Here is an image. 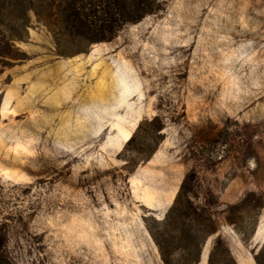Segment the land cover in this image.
Here are the masks:
<instances>
[{
  "label": "rangeland",
  "instance_id": "obj_1",
  "mask_svg": "<svg viewBox=\"0 0 264 264\" xmlns=\"http://www.w3.org/2000/svg\"><path fill=\"white\" fill-rule=\"evenodd\" d=\"M154 1L92 45L9 7L0 264H164L150 231L181 187L219 224L198 264L218 237L211 264H264V0ZM154 117L163 132L138 129Z\"/></svg>",
  "mask_w": 264,
  "mask_h": 264
},
{
  "label": "trees",
  "instance_id": "obj_2",
  "mask_svg": "<svg viewBox=\"0 0 264 264\" xmlns=\"http://www.w3.org/2000/svg\"><path fill=\"white\" fill-rule=\"evenodd\" d=\"M8 2L0 5V75L5 68L17 60H23L21 51L16 46V41L21 40L24 33L14 35L10 33L3 22L12 7L22 16L33 11L37 19L52 32L55 40L60 36L70 35L85 43L92 45L111 39L116 31L127 24L140 21L146 15L154 12V0H0ZM14 4V5H13ZM17 23V22H16ZM25 28L27 25L25 24ZM25 31V29H24ZM2 103V91L0 88V106ZM144 124L150 126L155 133H161L165 129L164 123L159 117L142 122L138 129ZM132 137L128 144L132 142ZM129 163L128 160L125 161ZM184 187H181L177 198L169 209L162 223L166 234H155L150 231L151 237L157 245L164 264H171L169 250L175 247L181 237L167 233L170 229L179 228L182 235L188 234L187 248L189 259L186 264H198L202 256V248L206 240L219 231L213 209L199 208L186 199L182 203L181 196ZM177 240V241H176ZM223 244L221 237L215 240L210 253L209 264L219 245ZM226 255L230 256L226 249ZM260 255V254H259ZM257 264H261L259 258Z\"/></svg>",
  "mask_w": 264,
  "mask_h": 264
}]
</instances>
